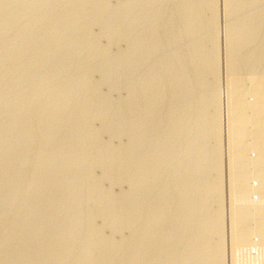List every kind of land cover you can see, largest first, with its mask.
<instances>
[{"label": "rangeland", "instance_id": "rangeland-1", "mask_svg": "<svg viewBox=\"0 0 264 264\" xmlns=\"http://www.w3.org/2000/svg\"><path fill=\"white\" fill-rule=\"evenodd\" d=\"M263 62L264 0H0V264H264Z\"/></svg>", "mask_w": 264, "mask_h": 264}, {"label": "bare ground", "instance_id": "bare-ground-1", "mask_svg": "<svg viewBox=\"0 0 264 264\" xmlns=\"http://www.w3.org/2000/svg\"><path fill=\"white\" fill-rule=\"evenodd\" d=\"M43 1V0H42ZM226 3V2H225ZM232 3V2H231ZM168 4V3H167ZM208 5V4H207ZM224 5H226V4H224ZM231 5V4H230ZM230 5H228L227 4V9H226V11L228 10V8H229V6ZM226 7V6H225ZM232 7V6H231ZM193 10H194V8H193ZM233 11V10H232ZM219 12V11H218ZM89 13V12H88ZM227 13V12H226ZM157 14V13H156ZM211 16V15H210ZM79 17V16H78ZM189 17V16H188ZM134 19V18H133ZM211 20V19H210ZM238 20V19H237ZM120 21V20H119ZM161 21V20H160ZM171 21V20H170ZM35 22V21H34ZM191 22V21H190ZM220 22V21H219ZM89 23V22H88ZM160 24V23H159ZM205 25V24H204ZM212 25V24H211ZM210 25V26H211ZM142 26V25H141ZM160 26V25H159ZM164 26V25H163ZM220 26V25H219ZM226 26H227V24H226ZM227 30V29H226ZM175 31V30H174ZM214 33V32H213ZM257 34V33H256ZM118 35V34H117ZM221 37V36H220ZM161 39V38H160ZM226 40L228 41V39H227V36H226ZM226 41V42H227ZM205 42V41H204ZM87 44V43H86ZM211 45V44H210ZM205 46V45H204ZM155 47V46H154ZM146 51V50H145ZM208 53V52H207ZM164 55V54H163ZM214 55V54H213ZM118 56V55H117ZM239 56V55H238ZM174 57V56H173ZM252 57H253V55H252ZM168 58V57H167ZM199 60V59H198ZM228 60V59H227ZM117 62V61H116ZM228 62V61H227ZM164 63V62H163ZM264 63V62H263ZM115 64V63H114ZM229 64H230V62H229ZM242 65V64H241ZM173 68V67H172ZM177 68V67H176ZM130 69V68H129ZM232 70V69H231ZM92 71V70H91ZM144 71V70H143ZM167 71V70H166ZM32 73V72H31ZM140 74V73H139ZM235 74V73H234ZM229 77V76H228ZM90 79V78H89ZM9 80V79H8ZM56 82V81H55ZM124 82V81H123ZM243 84V83H242ZM129 85V84H128ZM127 85V86H128ZM74 86V85H73ZM231 86V85H230ZM114 87V86H113ZM242 87V86H241ZM238 88V87H237ZM167 89V88H166ZM184 89V88H183ZM233 89V88H232ZM231 89V90H232ZM132 91V90H131ZM251 91V90H250ZM233 92V91H232ZM221 93V92H220ZM106 94V93H105ZM183 94V93H182ZM222 94V93H221ZM227 94H228V92H227ZM234 94H235V92H234ZM238 94V93H237ZM165 95V94H164ZM256 95H257V93H256ZM84 96V95H83ZM178 96V95H177ZM222 96H223V99H221L222 98ZM220 95V99L222 100L221 102H223V104H222V106H224L225 108H226V105L228 106V104H226V102L225 101H227V96H226V94H225V96H224V93H223V95ZM245 96V95H244ZM29 97V96H28ZM201 97V96H200ZM228 97H229V94H228ZM240 97V96H239ZM247 98V97H246ZM257 98V97H256ZM132 99V98H131ZM137 99V98H136ZM243 99V98H242ZM147 100V99H146ZM184 100V99H183ZM187 100V99H186ZM229 100H230V98H229ZM209 101V100H208ZM238 101V100H237ZM201 102V101H200ZM220 102V103H221ZM230 102V101H229ZM232 102V101H231ZM62 103V102H61ZM233 103V102H232ZM231 103V104H232ZM138 104V103H137ZM40 105V104H39ZM160 106V105H159ZM202 106V105H201ZM221 106V105H220ZM245 106V105H244ZM253 106H254V104H253ZM199 108V107H198ZM222 108V107H221ZM220 108V109H221ZM224 108V110H223V112L224 113H222V114H224V117L226 118V120H227V112L229 113V111H226L227 109H225ZM135 109V108H134ZM171 109V108H170ZM233 109V108H232ZM251 109V108H250ZM222 110H221V112H222ZM231 110V109H230ZM245 112V111H244ZM248 112V111H247ZM246 112V113H247ZM99 113V112H98ZM198 113V112H197ZM24 114V113H23ZM232 114H233V112H232ZM240 114V113H239ZM66 115V114H65ZM222 116V115H221ZM231 115H229V117H230ZM252 116V115H251ZM231 117H233V116H231ZM237 117V116H236ZM240 118V117H239ZM235 119V118H234ZM251 119V118H250ZM229 120V119H228ZM230 120H232L231 118H230ZM238 120V119H237ZM111 121V120H110ZM110 121H108V122H110ZM145 121V120H144ZM236 121V120H235ZM230 122V121H229ZM233 122V121H232ZM235 123V122H234ZM198 124V123H197ZM230 124V123H229ZM249 124V123H248ZM234 125V124H233ZM262 125V124H261ZM66 126V125H65ZM231 126V125H230ZM113 127V126H112ZM194 127V126H193ZM243 127V126H242ZM230 128V127H229ZM79 129V128H78ZM234 129H235V127H234ZM259 129V128H258ZM24 131V130H23ZM208 131V130H207ZM91 132V131H90ZM260 132V131H259ZM59 133H61V132H59ZM178 133V132H177ZM229 133V132H228ZM231 133V132H230ZM250 133V132H249ZM262 133V132H261ZM233 134V133H232ZM240 134V133H239ZM252 134V133H251ZM38 135V134H37ZM235 136V135H234ZM242 136V135H241ZM246 136H248V135H246ZM231 136H229V138H230ZM243 137V136H242ZM228 138V139H229ZM87 140V139H86ZM135 140V139H134ZM163 140V139H162ZM166 140V139H165ZM232 140H233V138H232ZM243 140V139H242ZM247 140V139H246ZM196 141V140H195ZM229 142H230V140H229ZM257 143V142H256ZM242 144V143H241ZM240 145V144H239ZM183 146V145H182ZM230 146H231V144H230ZM235 147H237V145L235 146ZM244 147V146H243ZM262 147V146H261ZM240 148V147H239ZM124 149V148H123ZM246 149V148H245ZM262 149V148H261ZM230 150V149H229ZM232 150V149H231ZM249 150V149H248ZM237 151V150H236ZM254 151V150H253ZM14 152V151H13ZM203 153V152H202ZM230 153V152H229ZM234 155H235V153H233ZM245 154V153H244ZM162 155V154H161ZM233 155V156H234ZM191 156V155H190ZM229 156H231V155H229ZM244 156V155H243ZM123 158V157H122ZM215 158V157H214ZM231 158V157H230ZM236 158H237V156H236ZM142 159V158H141ZM256 159V158H255ZM200 160V159H199ZM253 160V159H252ZM53 161V160H52ZM231 160H229V162H230ZM228 162V163H229ZM243 162V161H242ZM55 163V162H54ZM230 163H232V162H230ZM248 163V162H247ZM241 164V163H240ZM30 165V164H29ZM247 166V165H246ZM233 167V166H232ZM60 168V167H59ZM188 168V167H187ZM205 168V167H204ZM234 169V168H233ZM230 170H232V169H230ZM37 171V170H36ZM93 171V170H92ZM239 171V170H238ZM237 171V172H238ZM111 172V171H110ZM233 172H234V170H233ZM232 172V173H233ZM231 173V172H230ZM230 174L229 176H230V181H232L233 179H235V176L233 177L232 175L233 174ZM243 173V172H242ZM91 175V174H90ZM74 176V175H73ZM96 176V175H95ZM110 176V175H109ZM58 177V176H57ZM95 178V177H94ZM118 178V177H117ZM201 178V177H200ZM70 179V178H69ZM238 179V178H237ZM25 180V179H24ZM29 180V179H28ZM56 180H57V178H56ZM234 182L236 181V180H233ZM242 181V180H241ZM240 181V182H241ZM78 183V182H77ZM95 183V182H94ZM86 184V183H85ZM235 184V183H234ZM239 184V183H238ZM107 185V184H106ZM199 186V185H198ZM229 186H230V184H229ZM232 186V185H231ZM12 187V186H11ZM36 187V186H35ZM232 187H234V186H232ZM244 187V186H243ZM127 189V188H126ZM229 189H231V187H229ZM3 190V189H2ZM262 191V190H261ZM43 192V191H42ZM232 192V191H231ZM86 193V192H85ZM238 193V192H237ZM39 194V193H38ZM59 194V193H58ZM130 194V193H129ZM133 194V193H132ZM188 194V193H187ZM216 194V193H215ZM205 195V194H204ZM224 195V194H223ZM231 195L233 196V192L231 193ZM230 195V196H231ZM81 196V195H80ZM119 196V195H118ZM171 196V195H170ZM64 197V196H63ZM66 197V196H65ZM82 197V196H81ZM43 198V197H42ZM105 198V197H104ZM236 198V197H235ZM234 198V199H235ZM237 198H238V196H237ZM150 199V198H149ZM231 199H233V197L231 198ZM98 200V199H97ZM115 200V199H114ZM255 200V199H254ZM87 202V201H86ZM234 202V201H233ZM230 203H232V200H230ZM49 204V203H48ZM233 204V203H232ZM88 205V204H87ZM159 205V204H158ZM78 206V205H77ZM230 206H231V204H230ZM234 209H235V207H234ZM246 209V208H245ZM16 210V209H15ZM111 210V209H110ZM235 211V210H234ZM160 212V211H159ZM239 212V211H238ZM92 213V212H91ZM174 213V212H173ZM231 213V212H230ZM242 213V212H241ZM76 214V213H75ZM216 215V214H215ZM241 215V214H240ZM43 216V215H42ZM79 216V215H78ZM176 216V215H175ZM248 216V215H247ZM22 217V216H21ZM43 218V217H42ZM142 218V217H141ZM194 218V217H193ZM235 219H237V217H235ZM253 220V219H252ZM205 221V220H204ZM234 221L235 220H233L232 221V219H231V229L230 230H232L233 228H234V226H233V224H234ZM29 222V221H28ZM164 222V221H163ZM236 222H237V220H236ZM241 222V221H240ZM252 222V221H251ZM89 223V222H88ZM138 224V223H137ZM236 224V223H235ZM238 224H239V221H238ZM116 226V225H115ZM230 226V225H229ZM236 226V225H235ZM258 226V225H257ZM19 227V226H18ZM47 227V226H46ZM97 227V226H96ZM239 227V226H238ZM241 227V226H240ZM175 228V227H174ZM208 229V228H207ZM148 230H150V229H148ZM233 230H236V229H233ZM171 231V230H170ZM177 231V230H176ZM245 231V230H244ZM86 232V231H85ZM163 232V231H162ZM222 232V231H221ZM232 232H234V231H232ZM231 232V233H232ZM38 233V232H37ZM245 233V232H244ZM249 233V232H248ZM208 234V233H207ZM240 234V233H239ZM148 235V234H147ZM200 235V234H199ZM14 236V235H13ZM211 236V235H210ZM240 236V235H239ZM239 236H237V239H239L238 237ZM258 236V235H257ZM142 237V236H141ZM162 237V236H161ZM200 237V236H199ZM57 238V237H56ZM63 238V237H62ZM67 238V237H66ZM96 238V237H95ZM236 239V240H237ZM13 240V239H12ZM86 240V239H85ZM213 240V239H212ZM235 240V239H234ZM71 241V240H70ZM233 241V240H232ZM243 241V240H242ZM194 242V241H193ZM234 242V241H233ZM232 242V243H233ZM239 242V241H238ZM250 242V241H249ZM75 243V242H74ZM171 243V242H170ZM144 244V243H143ZM234 244V243H233ZM238 244V243H237ZM77 245V244H76ZM117 245V244H116ZM157 245V244H156ZM175 245V244H174ZM242 245V244H241ZM38 246V245H37ZM92 246V245H91ZM153 246V245H152ZM233 247H234V245H232ZM83 247V246H82ZM63 248V247H62ZM202 248V247H201ZM237 248V247H236ZM148 249V248H147ZM184 249V248H183ZM192 249V248H191ZM225 249V248H224ZM184 251V250H183ZM190 251V250H189ZM244 251V250H243ZM233 252V251H232ZM234 252H235V250H234ZM237 252V251H236ZM235 252V253H236ZM156 253V252H155ZM177 253V252H176ZM247 253V252H246ZM160 254V253H159ZM199 254V253H198ZM234 254V253H233ZM233 254H232V256H233ZM53 255V254H52ZM93 255V254H92ZM237 255V254H236ZM14 256V255H13ZM191 256V255H190ZM214 256V255H213ZM235 256V255H234ZM78 257V256H77ZM184 257V256H183ZM246 257V256H245ZM237 259H238V257H237ZM173 261V260H172ZM217 261V260H216ZM233 261H235L236 262V260H235V258L233 259ZM190 262V261H189ZM224 262V261H223ZM66 263V262H65ZM146 263V262H145ZM199 264V263H198ZM232 264H235V263H232Z\"/></svg>", "mask_w": 264, "mask_h": 264}]
</instances>
